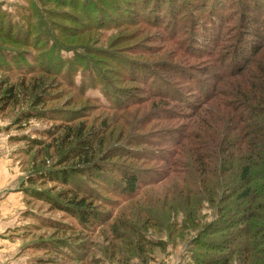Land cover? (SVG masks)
<instances>
[{
	"label": "rangeland",
	"instance_id": "374dc122",
	"mask_svg": "<svg viewBox=\"0 0 264 264\" xmlns=\"http://www.w3.org/2000/svg\"><path fill=\"white\" fill-rule=\"evenodd\" d=\"M28 1L0 0V15L3 17L5 14L3 17L5 32L10 21L16 26L15 30L11 28L12 35L28 29V22L19 15L23 12L21 6L29 9ZM229 1L218 6L219 11L224 15L221 16L220 22H216L220 31V46L224 40L222 27L226 25L230 28L237 22L234 15L236 7ZM123 7L124 5L121 6ZM184 8L189 11L194 10L193 7ZM44 9L47 17L51 12L55 13V16L48 18L44 16L40 21L47 20L45 21L47 25L51 26L65 44L82 46L91 54L95 51L101 53L108 51L117 53V56L128 55L126 58L128 61L125 65L119 63L124 71L119 72L120 79H118L109 73L110 67H107L106 63L97 65L94 60L92 65L101 70V76L110 79L111 86L109 87L106 82L92 86L91 80L83 79L79 71L77 73L79 76L74 77V84L76 86L82 80L86 88L78 94L66 79L41 73L43 72L41 68L32 74L24 72L31 63L39 64L43 54L31 60L38 55L33 48L26 44L7 41L2 36L5 32L0 33V264H189L187 251L191 240L195 238L199 228L198 223L202 224L214 219L215 214L211 208L213 205L210 206L203 201L198 207L194 197L198 195L188 193L187 190H191L189 175L196 182L198 189H202V186L199 182L200 173L196 167H192V162L186 154L175 156L172 165L161 160L162 157L167 156V153H171V140H175L179 135L178 132H174L171 138H168L166 132L181 130L188 120L183 118L185 115L179 114L174 102L162 106L161 102L166 103L165 100L148 98L139 92L143 86L128 79L130 77L128 75L134 74L142 80L144 72L135 68L134 70L132 66L135 67L136 64L131 63V60L135 59L134 56L125 53L135 47L144 46L154 50L149 58H144L145 60L153 63L168 62L170 61L167 57L168 53L175 49L174 45L157 40L158 35L161 34L158 29L142 25H134L125 30L97 28L79 34L73 33L79 26L78 21H82V16L75 9L63 4L45 5ZM126 11L127 8L122 9L124 14H127ZM183 15L187 20L189 19L186 11ZM34 17L32 20L37 22ZM263 20L264 15L258 19V24ZM14 21L21 22L23 26H17ZM165 25L166 19L161 21V27L165 28ZM228 33L235 35L232 44H237L239 30L231 28ZM248 39L253 40L255 36L250 35ZM242 43H240L241 48ZM51 47L50 45L47 50ZM82 49L79 47L76 52L80 53ZM211 50L214 53L215 50ZM54 53L57 55V60L72 61L74 55L73 51H65L63 48ZM96 59L101 60L98 56ZM185 59L186 67L210 68L204 56ZM57 60H48V63L56 67ZM114 65L110 66L113 68ZM91 67L90 70H93ZM113 70L110 69L112 72ZM199 74L203 77V74ZM94 75L92 72V77ZM65 76L72 79L68 74ZM210 79L211 77H208L206 81ZM10 86L16 89L17 98L8 102L4 92ZM108 88L111 90L109 95H107ZM115 89H120L121 93L129 91V95L135 98L141 97V101L126 109L117 120H115L116 112L103 107L109 106L111 96H116L113 92ZM39 95L40 97L47 95L49 98L43 104L37 105L35 98ZM123 95L118 94V97L125 102L127 96ZM95 101L103 106H97ZM153 103L160 105L154 107ZM34 107L48 116L59 111L77 115L67 123L57 120L58 114L49 118L28 119L26 114ZM165 109L173 114L177 112L178 116L165 120L160 115ZM152 117L154 118L151 119ZM201 120L202 117L198 119L199 123ZM141 123L144 124L143 127L139 125ZM54 128H58L54 136L55 140L44 136L45 130H54ZM76 129H81L82 135L89 131L103 132L100 136L102 145L97 146L93 153L92 160L97 163L106 162L102 160L107 159L102 158L111 150L125 151L124 156L119 158L114 156L103 167V172L109 179L87 182L85 185L100 196V199L93 201V204L103 216H108L106 223L101 226L96 225L92 229L82 228L74 217L56 210L45 199L57 200L62 193L68 191L67 187L50 181L45 183L44 180L39 179L32 185L28 181L29 176L35 171L60 169L67 164L62 163L61 159L73 143V131ZM24 137L30 140L26 141ZM15 139L21 141L16 142ZM33 140L42 144L32 146ZM145 140L147 143H141ZM150 140L164 141L165 146L159 147L149 143ZM59 144H62L61 148ZM112 161L118 162L116 165L134 170L141 178V187L132 196L120 194L122 196L116 198L110 195L111 192L120 193L121 190L116 184L115 176L107 174L114 172L106 170L112 167ZM168 167H171L170 174L167 172ZM178 168H181V171L186 170V173L180 172ZM153 175L156 179L155 183L145 184L151 181ZM79 179L83 182L85 178ZM182 181L188 183L187 189ZM101 182H105L102 191L99 190ZM71 183L79 185L76 181ZM71 185L70 188H74ZM31 191L38 196L31 195ZM214 255L220 260L215 253L205 258L210 260ZM225 258L227 264H264L263 259L257 261L249 258L243 263L237 256Z\"/></svg>",
	"mask_w": 264,
	"mask_h": 264
},
{
	"label": "trees",
	"instance_id": "16d2710c",
	"mask_svg": "<svg viewBox=\"0 0 264 264\" xmlns=\"http://www.w3.org/2000/svg\"><path fill=\"white\" fill-rule=\"evenodd\" d=\"M225 1L229 0H35V2L29 0V9L21 6L23 12L22 14L18 12L22 19L28 22V29L15 35H12L11 28L15 30L16 26L8 20L10 22L5 32L3 28L5 14L3 17L0 15V33L5 32L2 36L7 41L26 44L33 48L38 55L31 60L43 54L39 64L31 63L24 72L32 74L41 68L43 71L41 73L66 79L78 94L86 88L82 80L80 84L76 86L74 84V77L79 76L77 74L79 71L83 79L91 80L92 86L106 82L110 87V79L100 75L101 70L92 65L93 61L95 60L97 65L106 63L107 67H110L109 73L120 79L119 72L123 68L119 63L125 65L128 55L117 56V53L108 51L103 53L95 51L91 54L82 46L65 44L51 26L47 25L45 22L47 20L40 21L44 16L46 18L55 16V13L51 12L47 17L45 5L63 4L75 9L82 16V21H78L79 26L73 33L79 34L97 28L125 30L134 25H142L158 29L161 34L157 40L174 45L175 49L168 53L167 57L170 60L168 62L153 63L145 60L144 58H149L154 50L144 46L135 47L125 53H131L135 58L131 60L132 64H136L132 68L144 72L142 80L134 74L128 75L130 76L128 79L143 86L139 92L148 98L165 100L166 103L161 102L162 106L174 102L179 114L185 115L183 118L188 120L181 130L166 132L168 138H171L174 132H178L179 135L175 140H171V153L166 152L167 156L161 160L172 165L175 156L186 154L192 162V167H196L200 173L199 182L203 189H198L196 182L189 175L191 190H187L188 193L198 195L194 196L198 207L203 201L214 206L211 207L215 214L214 219L198 223L199 228L187 251L189 264H227L226 256L228 259L237 256L243 263L249 258L264 260V20L258 24V19L264 15V0L229 1L236 7L234 15L237 22L230 28L226 25L222 27L224 40L220 46V31L216 22L222 20L221 16L224 17L218 6ZM187 6L193 7L194 10H185L184 7ZM126 8L127 14H124L122 9ZM184 11L189 16L188 20L183 15ZM33 16L37 22L32 20ZM165 19L166 25L162 28L161 21ZM14 23L23 26L21 22ZM231 28L239 30L237 44H232L235 35L228 33ZM250 35L255 36V39H248ZM240 43L243 44L242 48ZM49 44L52 47L47 50ZM79 47L83 49L77 53ZM60 48L74 52L72 61L57 60L54 51L59 52ZM210 49H214V53ZM212 53L213 56L210 57ZM215 55L217 56L214 57ZM96 56L101 60L96 59ZM200 56L205 57L209 69L203 66H187L188 68L185 66L187 62L185 58L196 59ZM48 60H57L56 67H52ZM111 64H115L113 68ZM90 66L93 70H90ZM110 69H114L113 72ZM8 72L10 73V70ZM92 72L95 74L93 77ZM199 73L203 74V77H200ZM66 74L72 76V79H68ZM208 77L211 79L206 81ZM119 90L113 91L116 96H111L109 106H103L95 101L97 106L110 108L107 110L116 112L115 120L120 119L121 114L130 106L141 101V97L135 98L129 95V91L121 93ZM107 92L109 95L110 88ZM123 93L127 96L125 102L118 97V94ZM4 95L7 96L8 102L16 100V89L10 86L5 89ZM40 96L35 98L37 105L43 104L49 98L47 95ZM153 104L154 107L160 105ZM26 115L28 119L56 116L57 120L67 123L77 114L59 111L48 116L34 107ZM160 115L165 120L178 116L177 112L173 114L166 109ZM201 117L199 123L198 119ZM144 124L139 125L143 127ZM57 130L58 128L45 130L44 136L55 140ZM81 133V129L73 131L74 141L61 159L62 163H67L65 166L44 172L35 171L29 176L28 181L32 185L39 179L45 183L50 181L67 187L66 194L62 193L57 200L45 199L56 210L74 217L82 228L92 229L96 225L106 223L108 216H103L93 204L100 196L85 185L87 182L109 179L103 172V167L114 156L117 158L124 156L125 151L111 150L102 158L107 160L100 159L106 162L97 163L92 160L93 153L97 146L102 145L100 136L103 132L98 130L83 135ZM24 139L30 140L27 137ZM150 141L148 142L159 147L165 146L164 141ZM31 142L32 146L42 144L37 140ZM58 146L61 148L62 144ZM112 162L114 165L106 170L114 172L107 174L115 176L116 184L121 190L120 193L111 192L110 195L116 198L120 194L132 196L141 187V178L134 170L116 165L118 164L116 161ZM179 170L186 173V170L181 171V168ZM167 172L170 174L171 167L167 168ZM82 177L85 178L83 182L79 179ZM73 181L79 185L71 183ZM155 181L153 175L151 181L145 184H153ZM183 184L185 187L188 185L187 182ZM70 185L74 188L71 189ZM104 185L105 182H101L100 191L104 190ZM31 195L38 196L32 191ZM214 253L218 254L220 260L215 255L210 260L205 258Z\"/></svg>",
	"mask_w": 264,
	"mask_h": 264
}]
</instances>
